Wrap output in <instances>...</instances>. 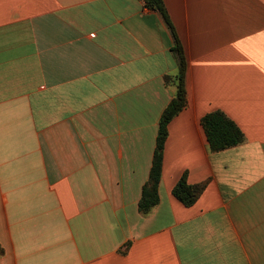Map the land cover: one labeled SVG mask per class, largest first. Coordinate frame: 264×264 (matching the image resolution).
<instances>
[{"label":"crops","instance_id":"crops-1","mask_svg":"<svg viewBox=\"0 0 264 264\" xmlns=\"http://www.w3.org/2000/svg\"><path fill=\"white\" fill-rule=\"evenodd\" d=\"M0 0V264H264V0ZM159 203H139L161 117ZM222 111L245 141L212 152ZM184 174L207 182L192 206Z\"/></svg>","mask_w":264,"mask_h":264},{"label":"trees","instance_id":"trees-1","mask_svg":"<svg viewBox=\"0 0 264 264\" xmlns=\"http://www.w3.org/2000/svg\"><path fill=\"white\" fill-rule=\"evenodd\" d=\"M144 1L149 8L161 12L167 23L171 25L162 0ZM175 50L180 54V72L177 76L178 93L176 98L173 99L164 111L160 120L150 176L143 187L142 197L139 203V208L142 212H148L160 201L159 186L162 179L164 149L168 138V126L172 119L186 105V91L184 86L186 61L178 38H176ZM202 125L212 152L230 149L245 141V136L241 128L222 111H214L205 115L202 118ZM206 186L207 182L195 185L189 184L187 174H184L174 187L173 195L185 206L189 207L195 204Z\"/></svg>","mask_w":264,"mask_h":264}]
</instances>
